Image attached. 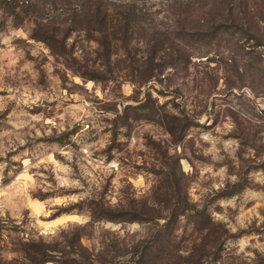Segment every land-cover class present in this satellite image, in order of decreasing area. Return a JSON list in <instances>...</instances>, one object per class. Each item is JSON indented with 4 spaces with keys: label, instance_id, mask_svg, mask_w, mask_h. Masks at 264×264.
<instances>
[{
    "label": "rangeland",
    "instance_id": "1",
    "mask_svg": "<svg viewBox=\"0 0 264 264\" xmlns=\"http://www.w3.org/2000/svg\"><path fill=\"white\" fill-rule=\"evenodd\" d=\"M164 1H141L148 27L171 28ZM247 2L256 36L176 40L184 54L161 71L146 70L141 28L130 56L121 40L107 55L74 34L62 57L31 22L3 21L0 264H32L42 244L45 264H129L179 203L215 223L206 264H264V0ZM100 207L141 221L97 220ZM176 226L196 238L192 217Z\"/></svg>",
    "mask_w": 264,
    "mask_h": 264
},
{
    "label": "trees",
    "instance_id": "2",
    "mask_svg": "<svg viewBox=\"0 0 264 264\" xmlns=\"http://www.w3.org/2000/svg\"><path fill=\"white\" fill-rule=\"evenodd\" d=\"M141 1L0 0V10L4 12V16L0 18V26L7 19H11L13 26L16 27L29 21L33 24L31 37L46 43L53 53L62 57L68 55L69 48H72L73 44H70L69 40L74 34L80 39L101 45L104 54H111V45L115 40L123 41L128 52L127 47L137 38L138 30L141 28L149 32V37H142L145 45L144 55L149 62L147 71H151L153 65L158 71L166 67H176L178 56L185 51V47L175 44L176 40L190 48L188 41L203 42L222 32L234 31L241 35L247 33L256 36L255 23L251 16L253 7L247 0L160 2V5L167 7L173 20L171 28L166 29L147 26L143 18L145 7ZM130 53L129 51V56ZM157 58L161 61L155 63ZM186 125L180 121L176 128V124L169 123L167 129L174 135L178 131H183ZM244 187L240 186V190ZM186 215L193 218L196 232L194 239L180 237L177 233L176 224ZM93 216L97 220L115 222L141 221V214L137 211L115 212L103 207L93 212ZM215 231V223L207 217L205 208L197 210L188 203L175 204L170 217L154 234L152 243L138 242L128 249L126 254L130 255L129 264H206L211 255H214L215 260L219 257L221 241L220 238L217 240ZM212 237L214 238L211 239ZM185 241L189 244L183 245ZM41 246L44 249L41 247L37 249L32 264H45L50 261L45 249L47 246L45 244Z\"/></svg>",
    "mask_w": 264,
    "mask_h": 264
}]
</instances>
